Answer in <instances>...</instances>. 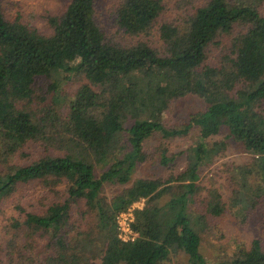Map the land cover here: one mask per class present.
<instances>
[{
    "label": "trees",
    "instance_id": "trees-1",
    "mask_svg": "<svg viewBox=\"0 0 264 264\" xmlns=\"http://www.w3.org/2000/svg\"><path fill=\"white\" fill-rule=\"evenodd\" d=\"M2 1L0 165L8 169L1 168L0 199L22 184L44 190V208L33 205L13 229L29 240L49 236L48 264H170L172 255L212 264L201 231L205 217L221 216L225 205L216 195L206 216L193 209L200 168L226 144L208 140L228 130L255 161L252 188L264 198V0H176L186 16L161 22L158 31L166 0H120L113 17L121 35L113 38L97 21L96 0H68L61 16L49 17L50 33L8 20ZM77 75L84 83L61 116L58 81ZM44 78L55 106L34 110ZM187 95L204 98L208 109L167 128L165 112ZM194 127L201 139L185 170L169 180L177 187L133 182L147 140L186 136ZM108 185L125 189L109 200ZM140 201L132 223L138 237L124 242L117 217ZM243 201L235 194V204ZM231 264H264L260 241L239 248Z\"/></svg>",
    "mask_w": 264,
    "mask_h": 264
},
{
    "label": "rangeland",
    "instance_id": "rangeland-1",
    "mask_svg": "<svg viewBox=\"0 0 264 264\" xmlns=\"http://www.w3.org/2000/svg\"><path fill=\"white\" fill-rule=\"evenodd\" d=\"M119 1L96 0L97 21L107 35H114L112 38L121 35L117 33L119 31L113 17ZM166 1L168 5L157 23V31L161 22L177 23L186 16V12H182L183 9L178 7L176 0ZM67 2L68 0H3L2 8L8 20H20L32 28L50 33L49 17L61 16ZM197 5H202V2L199 1ZM185 7H191V5H184ZM215 54L218 56L216 57L218 61L217 58L222 53L216 50ZM58 82L59 101L56 108L58 110L62 108L60 115L63 116L68 111V103L84 83V78L77 75ZM50 84L51 81L46 78L39 80V89L32 103L34 110L53 104L54 93L49 89ZM208 106L204 98L196 95H187L177 99L165 112L164 125L169 129L182 127L190 121L194 114L205 112ZM200 139L201 133L198 127L192 128L186 136L170 139L156 134L145 143L146 160L137 165L133 182L139 179L159 180L165 183L163 187L174 185L175 183H169V180L185 170L188 158L190 155L193 156ZM208 143L210 145L224 143L226 148L220 155L213 158L211 163L200 168V179L197 182L198 193L195 195L197 203L193 211L206 216L209 204L215 203L216 195H221L225 210L221 216L207 215L205 217L207 225L201 231V251L212 264H231L237 256L238 249L250 246L255 240L260 241L264 248V198L256 194L252 188L255 161L245 154L233 139L229 138L226 128L219 135L208 140ZM163 156H166L169 161L167 165L162 163ZM1 168L5 171L8 169L0 165L1 175L4 174ZM174 186L177 187V185ZM124 189L125 187L122 186L108 185L103 195L110 200L122 194ZM43 191L42 188L22 184L14 190L11 196L0 199L2 200L0 202V264H48L47 257L52 253V250L48 248L50 237L35 236L33 240H29L23 236L21 231L13 229L15 221L23 222L25 211H32L33 205L39 209L44 208L38 202ZM173 192L174 190H170L161 200V204L164 205L169 201ZM235 194L240 195V198L244 200L245 207L243 204H235ZM170 264H187V261L183 255H172Z\"/></svg>",
    "mask_w": 264,
    "mask_h": 264
},
{
    "label": "built area",
    "instance_id": "built-area-1",
    "mask_svg": "<svg viewBox=\"0 0 264 264\" xmlns=\"http://www.w3.org/2000/svg\"><path fill=\"white\" fill-rule=\"evenodd\" d=\"M144 203V201L134 203L129 211L122 213L117 217L119 237L122 241H135L138 237L137 233H135L132 228V223L134 221V211L136 209H142L144 207Z\"/></svg>",
    "mask_w": 264,
    "mask_h": 264
}]
</instances>
